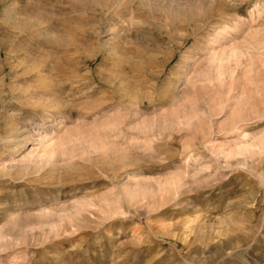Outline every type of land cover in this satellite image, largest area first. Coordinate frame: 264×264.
Masks as SVG:
<instances>
[{"label": "rangeland", "instance_id": "obj_1", "mask_svg": "<svg viewBox=\"0 0 264 264\" xmlns=\"http://www.w3.org/2000/svg\"><path fill=\"white\" fill-rule=\"evenodd\" d=\"M0 264H264V0H0Z\"/></svg>", "mask_w": 264, "mask_h": 264}, {"label": "bare ground", "instance_id": "obj_2", "mask_svg": "<svg viewBox=\"0 0 264 264\" xmlns=\"http://www.w3.org/2000/svg\"><path fill=\"white\" fill-rule=\"evenodd\" d=\"M26 33V32H25ZM31 33H34V32H31Z\"/></svg>", "mask_w": 264, "mask_h": 264}]
</instances>
